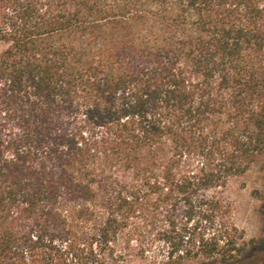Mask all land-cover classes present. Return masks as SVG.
<instances>
[{"label":"trees","instance_id":"trees-1","mask_svg":"<svg viewBox=\"0 0 264 264\" xmlns=\"http://www.w3.org/2000/svg\"><path fill=\"white\" fill-rule=\"evenodd\" d=\"M0 46V264L244 258L264 0H0Z\"/></svg>","mask_w":264,"mask_h":264},{"label":"rangeland","instance_id":"rangeland-1","mask_svg":"<svg viewBox=\"0 0 264 264\" xmlns=\"http://www.w3.org/2000/svg\"><path fill=\"white\" fill-rule=\"evenodd\" d=\"M3 49L0 46V51ZM234 209V221L245 232L244 258L236 264H264V156L225 191ZM138 259L135 264H146Z\"/></svg>","mask_w":264,"mask_h":264}]
</instances>
